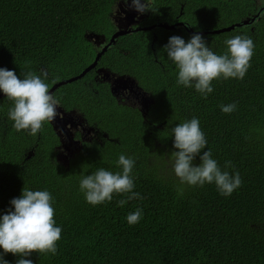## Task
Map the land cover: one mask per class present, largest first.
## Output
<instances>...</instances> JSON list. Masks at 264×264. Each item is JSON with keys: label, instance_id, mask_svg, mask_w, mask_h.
<instances>
[{"label": "trees", "instance_id": "1", "mask_svg": "<svg viewBox=\"0 0 264 264\" xmlns=\"http://www.w3.org/2000/svg\"><path fill=\"white\" fill-rule=\"evenodd\" d=\"M114 3L0 0V67L14 69L18 77L46 68L49 89L80 74L100 50L87 33L102 35L108 43L118 30ZM257 4L153 0L154 11L147 10L139 28L182 24L119 36L95 69L54 91L63 110H78L104 136L82 141L67 164L58 158L61 139L50 121L37 136L17 132L7 118L12 102L0 98V212L23 186L47 189L62 227L56 255L33 251L25 259L33 264H264V14L244 23L257 13ZM233 24L240 25L212 32ZM196 33L217 53L226 50L227 38L251 36L255 49L245 77L213 80L206 98L194 88L177 86V69L163 46L172 35L187 41ZM102 68L134 78L151 98L147 111L120 101L109 81H96ZM232 102L237 105L233 112L221 111L222 104ZM193 116L208 140L201 154L211 148L222 170L241 176V186L230 196L221 195L215 184L181 185L166 167L175 150L171 127ZM122 152L136 160L134 191L143 198L127 200V194L114 193L110 202L87 203L78 190L80 176L101 166L119 171ZM199 162L197 155L194 163ZM137 207L143 216L129 225L125 217ZM5 259L16 264L19 256L9 252Z\"/></svg>", "mask_w": 264, "mask_h": 264}, {"label": "clouds", "instance_id": "2", "mask_svg": "<svg viewBox=\"0 0 264 264\" xmlns=\"http://www.w3.org/2000/svg\"><path fill=\"white\" fill-rule=\"evenodd\" d=\"M258 2L264 6V0ZM125 3L128 4V0ZM152 4L153 0H131L129 6L143 13L148 9L153 10ZM117 5L118 0H115L112 12L117 11ZM224 43L226 50L217 53L200 33L193 34L187 41L180 35L170 36L163 49L167 59L177 69L176 85L194 88L206 98L214 90L213 80L243 79L254 54L253 38L239 34L227 38ZM48 75V70L41 68L40 74L22 71L18 77L14 69L0 67V91L12 102L7 118L13 121L12 126L17 132L37 136L44 122L53 121L57 116V106L61 103L45 82ZM121 99L127 97L122 96ZM220 107L222 112L231 113L237 105L232 102ZM170 135L174 137L175 149L171 152L172 171L181 185L215 184L217 191L226 197L241 186L239 172L222 170L213 158L211 148L207 147L201 154V150L208 146V140L198 117L193 116L171 127ZM197 155L200 158L198 164L194 163ZM135 163L133 156L122 152L116 161L119 171L97 167L90 174L80 176L78 190L91 205L112 201L114 193L127 194V200L142 199L141 194L134 191ZM53 202L54 197L49 190H33L24 186L21 195L10 200L7 210L0 212V264H10L5 259V254L9 252L19 256L16 264H33L31 259H25L33 251L39 255L58 253L57 241L61 239L62 227L54 218ZM124 202L120 201L121 204ZM142 216L143 209L137 207L125 219L129 225H134L139 223Z\"/></svg>", "mask_w": 264, "mask_h": 264}, {"label": "rangeland", "instance_id": "3", "mask_svg": "<svg viewBox=\"0 0 264 264\" xmlns=\"http://www.w3.org/2000/svg\"><path fill=\"white\" fill-rule=\"evenodd\" d=\"M130 4L131 0H128V4L125 3V0L118 1L117 11L112 13V19L117 29L134 27L145 18L147 10L143 13H139L133 7H130ZM257 6V13L253 15V18L264 14V6L261 7L262 5H259V2ZM259 7H261L260 10ZM87 39L95 43L97 46L105 45V37L101 35L88 33ZM124 76H118L102 68L96 77V81H109L116 94L115 96L120 101H124L128 104H135L146 112L151 102L150 96L138 86L134 78L128 76L125 80L123 78ZM122 96H126L127 99H121ZM51 122L61 136L62 141L59 147L58 156L59 160L64 164H67L68 160L78 152L82 141H91L93 139L101 141L102 138H104L103 134L95 126L89 124L83 114L78 110L67 112L58 105L57 116ZM77 135H79L80 139L77 138ZM164 157H167V155H164ZM169 159L170 160L166 163V167H172L171 158ZM169 172L174 175L173 171ZM175 178L179 181L176 176Z\"/></svg>", "mask_w": 264, "mask_h": 264}, {"label": "water", "instance_id": "4", "mask_svg": "<svg viewBox=\"0 0 264 264\" xmlns=\"http://www.w3.org/2000/svg\"><path fill=\"white\" fill-rule=\"evenodd\" d=\"M256 19V18H255ZM246 23L249 22V20H245ZM182 23H176V24H168V23H157V24H153V25H150V26H143L142 28H135V29H132V28H125V29H118L113 35L112 37L110 38L109 42L103 46L98 52H97V55H96V58L95 60L89 65L87 66L80 74L76 75V76H73V77H70V78H67V79H64L62 81H59L57 82L56 84H54V86H52L50 88V91H52V93H54V91L59 88L60 86L62 85H65V84H68V83H71V82H74L80 78H83L88 72H90L91 70L95 69L99 63V60L101 58V56L109 49V47L114 44L117 40V38L119 36H122V35H125V34H128V33H131L135 30H139V29H144V30H152V29H155L156 27H163V28H166V29H174L176 28L177 26L181 25ZM237 25H240V24H237ZM235 24L231 25V26H228V27H224V28H221V29H217V30H213L212 32L213 33H222V32H227V31H231L233 29L236 28ZM100 71V70H99ZM125 80L128 78V76H124L123 77ZM113 93H114V90L112 89ZM115 94V93H114ZM116 95V94H115ZM6 96L3 92L0 93V98ZM51 122V121H50ZM52 123V122H51ZM55 131L58 133V131L56 130L54 124L52 123ZM59 134V133H58ZM60 136V134H59ZM60 139H61V136H60ZM62 141V140H61ZM59 158V156H58Z\"/></svg>", "mask_w": 264, "mask_h": 264}, {"label": "flooded vegetation", "instance_id": "5", "mask_svg": "<svg viewBox=\"0 0 264 264\" xmlns=\"http://www.w3.org/2000/svg\"><path fill=\"white\" fill-rule=\"evenodd\" d=\"M261 7H263V6H261ZM261 7H259V10H260ZM257 9H258V6H257ZM258 17H259V16H258ZM258 17H257V18H258ZM257 18H256V19H257ZM256 19L253 18V17H252V18H249V19H245V20H249V22L246 23L245 20H244V23H245V25H250V24H253V22H254ZM139 23H140V22H139ZM139 23H138V24H139ZM137 27H138V25H137ZM105 44H106V41H105ZM103 46H105V45H103ZM103 46H98V48L101 49ZM97 76H98V75L96 74V76H95V80H97V79H96Z\"/></svg>", "mask_w": 264, "mask_h": 264}]
</instances>
